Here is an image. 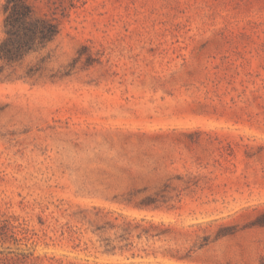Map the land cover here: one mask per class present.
I'll return each mask as SVG.
<instances>
[{"label": "rangeland", "instance_id": "374dc122", "mask_svg": "<svg viewBox=\"0 0 264 264\" xmlns=\"http://www.w3.org/2000/svg\"><path fill=\"white\" fill-rule=\"evenodd\" d=\"M30 1L61 30L0 58V257L264 264V0Z\"/></svg>", "mask_w": 264, "mask_h": 264}, {"label": "trees", "instance_id": "16d2710c", "mask_svg": "<svg viewBox=\"0 0 264 264\" xmlns=\"http://www.w3.org/2000/svg\"><path fill=\"white\" fill-rule=\"evenodd\" d=\"M4 11L7 37L0 45L1 59L20 60L26 52L45 47L60 33L59 18L36 15L30 0H6ZM31 255V252H17L14 256L0 257V263L36 264L31 263Z\"/></svg>", "mask_w": 264, "mask_h": 264}]
</instances>
